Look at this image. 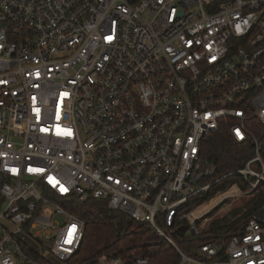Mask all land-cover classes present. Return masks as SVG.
Masks as SVG:
<instances>
[{
  "label": "built area",
  "instance_id": "2783aa9c",
  "mask_svg": "<svg viewBox=\"0 0 264 264\" xmlns=\"http://www.w3.org/2000/svg\"><path fill=\"white\" fill-rule=\"evenodd\" d=\"M222 125L254 154L213 176L200 141ZM263 147L264 0H0V264L67 261L84 233L69 196L149 223L177 264H264V200L194 254L165 231L228 174L247 186L217 203L254 191Z\"/></svg>",
  "mask_w": 264,
  "mask_h": 264
},
{
  "label": "trees",
  "instance_id": "16d2710c",
  "mask_svg": "<svg viewBox=\"0 0 264 264\" xmlns=\"http://www.w3.org/2000/svg\"><path fill=\"white\" fill-rule=\"evenodd\" d=\"M255 125L254 134L257 137L263 136L262 126L256 122ZM200 143V156L214 162L213 176L243 168L254 154L250 140L237 142L224 125L220 130L203 137ZM260 154L264 161V147ZM232 184L238 190H244L247 186L242 174L231 173L214 183L204 197L209 198L214 192L224 191ZM256 190L257 194L246 202L248 209L241 216L231 220L226 217L215 219L194 236L190 232L188 219L180 217L165 231L178 248L187 254L196 253L201 243L227 242L229 235L239 231L243 222L261 207L264 200V181L260 180L254 191ZM201 199H194L191 204ZM61 204L84 220L80 246L65 262L35 250L33 258L40 264H67L73 260L70 264H99L100 255L107 258L118 256L125 263H130L140 255L148 258V262L144 264H177L181 260L176 248L158 235L149 223L135 220L121 210L107 207L105 199L86 198L80 202L74 196H69L61 199Z\"/></svg>",
  "mask_w": 264,
  "mask_h": 264
},
{
  "label": "rangeland",
  "instance_id": "374dc122",
  "mask_svg": "<svg viewBox=\"0 0 264 264\" xmlns=\"http://www.w3.org/2000/svg\"><path fill=\"white\" fill-rule=\"evenodd\" d=\"M234 190L236 189H234L233 186L229 189V191ZM254 194H257V190L252 192L249 191L235 197L228 196V198L217 203L223 195L221 191H217L209 198L202 197L201 200H196V202L189 206L186 213H182L180 217H186L189 220L190 218H193V215H198V218L193 223L195 230H193L192 234L194 236L198 234L196 230L200 232L204 227H207L208 222L215 219L226 217L228 220H231L235 217L241 216L248 209L246 202L251 199ZM205 211L208 212L203 214ZM101 256L103 255L98 257L99 264H102ZM73 261L68 262L67 264H70Z\"/></svg>",
  "mask_w": 264,
  "mask_h": 264
}]
</instances>
